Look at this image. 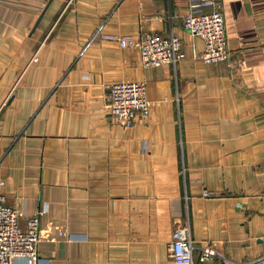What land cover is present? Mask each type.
Listing matches in <instances>:
<instances>
[{
	"label": "crops",
	"instance_id": "0c3cea01",
	"mask_svg": "<svg viewBox=\"0 0 264 264\" xmlns=\"http://www.w3.org/2000/svg\"><path fill=\"white\" fill-rule=\"evenodd\" d=\"M217 1L220 61L194 57L188 0H50L34 27L46 0H0V192L23 214L41 209L46 264H186L168 254L185 224L194 259L210 245L204 264H259L264 0ZM148 32L178 35L185 57L143 66L118 43ZM138 79L147 116L112 121L107 84Z\"/></svg>",
	"mask_w": 264,
	"mask_h": 264
},
{
	"label": "built area",
	"instance_id": "2783aa9c",
	"mask_svg": "<svg viewBox=\"0 0 264 264\" xmlns=\"http://www.w3.org/2000/svg\"><path fill=\"white\" fill-rule=\"evenodd\" d=\"M181 25L203 41V48L194 57L202 61H220L227 57L229 50L224 15L217 0H188ZM118 43L137 48L143 66L168 64L174 67L178 60L185 57L181 40L173 32H148L136 38L118 37ZM32 58L35 59V55ZM106 100L110 119L121 125L128 126L134 119L148 114L150 101L145 95L142 79L108 83ZM2 183L0 179V185ZM202 194L208 195L209 191L203 189ZM41 212V209H36L33 213L23 214L22 210L5 202L0 192V264H14L17 257H21L25 264H46L37 251ZM20 216L24 219L22 225L18 221ZM54 228L56 239L66 238L67 228L64 225H54ZM176 234L168 243V254L174 262L204 264L214 253L210 245H202L194 259L187 225L179 227ZM258 262L264 264V255L258 258Z\"/></svg>",
	"mask_w": 264,
	"mask_h": 264
},
{
	"label": "water",
	"instance_id": "95a60500",
	"mask_svg": "<svg viewBox=\"0 0 264 264\" xmlns=\"http://www.w3.org/2000/svg\"><path fill=\"white\" fill-rule=\"evenodd\" d=\"M50 0H46V2L44 3L42 9L40 10V12L38 13L37 17L35 18L32 27H34L36 25V23L38 22V20L40 19V16L43 12V10L45 9V7L47 6V4L49 3ZM216 264H224V260H219Z\"/></svg>",
	"mask_w": 264,
	"mask_h": 264
}]
</instances>
